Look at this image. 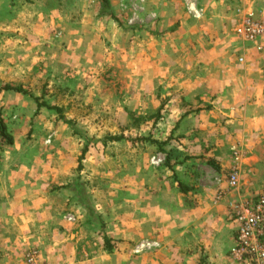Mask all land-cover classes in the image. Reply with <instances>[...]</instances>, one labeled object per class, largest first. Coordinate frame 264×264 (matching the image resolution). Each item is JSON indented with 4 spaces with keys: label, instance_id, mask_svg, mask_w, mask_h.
Segmentation results:
<instances>
[{
    "label": "rangeland",
    "instance_id": "1",
    "mask_svg": "<svg viewBox=\"0 0 264 264\" xmlns=\"http://www.w3.org/2000/svg\"><path fill=\"white\" fill-rule=\"evenodd\" d=\"M107 1L0 0V89L25 92H0V171L48 182L56 213L47 250L3 220L0 264H241L229 212L264 195V36L237 30L264 0Z\"/></svg>",
    "mask_w": 264,
    "mask_h": 264
},
{
    "label": "crops",
    "instance_id": "2",
    "mask_svg": "<svg viewBox=\"0 0 264 264\" xmlns=\"http://www.w3.org/2000/svg\"><path fill=\"white\" fill-rule=\"evenodd\" d=\"M4 166H6V162L0 171V174L3 175V178H0V224L3 220L8 222L9 230L6 232L8 243L19 241L18 246L27 248L40 241L42 249L49 247L45 233H48L46 230L50 227V219L54 220L56 215L52 207L50 208V185L45 181L20 178L19 174L15 173L16 170L12 172L13 170L9 169L10 171L6 173L3 170ZM230 214L231 212H229ZM0 227L2 229L3 226ZM0 234H2L1 230ZM43 235L46 240L41 239ZM52 249L56 248L52 247Z\"/></svg>",
    "mask_w": 264,
    "mask_h": 264
},
{
    "label": "built area",
    "instance_id": "3",
    "mask_svg": "<svg viewBox=\"0 0 264 264\" xmlns=\"http://www.w3.org/2000/svg\"><path fill=\"white\" fill-rule=\"evenodd\" d=\"M237 34L254 42L264 36V20L247 19ZM227 184L231 189L236 187L234 171L229 173ZM231 220L235 225V235L230 257L241 264H264V195L232 205ZM24 261L25 264H43L36 250H28Z\"/></svg>",
    "mask_w": 264,
    "mask_h": 264
},
{
    "label": "trees",
    "instance_id": "4",
    "mask_svg": "<svg viewBox=\"0 0 264 264\" xmlns=\"http://www.w3.org/2000/svg\"><path fill=\"white\" fill-rule=\"evenodd\" d=\"M101 1H102V3H103V8L106 9V8L109 6L108 1H107V0H101ZM2 91H5V92L13 91V92H17V93L25 94V92H22V91H20V90H14V89L9 88V87L1 88V89H0V92H2ZM39 106H40V105H38V107H39ZM46 108H47L48 110H53V111H55L56 114L60 115V117L63 118V116H61V115H62V114H61L62 111H61L60 109H58V108H56V107H49V106H46ZM0 136H1L2 138H6V139H8L9 142L11 141L10 138H9V136L6 134V130H5V128H4V126H3L2 124H0ZM120 139H121V138H111L112 141H119ZM86 152H87V148H85V149L82 151V154H81V157H80L79 160H82V159H83V157H84V155H85ZM178 187H179V192H180L181 194H185V193H186L187 189H186L185 186H183L182 184H178Z\"/></svg>",
    "mask_w": 264,
    "mask_h": 264
}]
</instances>
